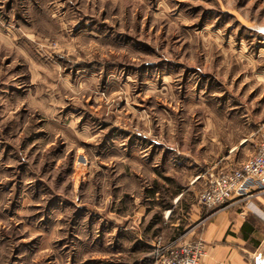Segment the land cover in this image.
<instances>
[{"label":"rangeland","instance_id":"obj_1","mask_svg":"<svg viewBox=\"0 0 264 264\" xmlns=\"http://www.w3.org/2000/svg\"><path fill=\"white\" fill-rule=\"evenodd\" d=\"M259 128L264 0H0V264H155Z\"/></svg>","mask_w":264,"mask_h":264},{"label":"crops","instance_id":"obj_2","mask_svg":"<svg viewBox=\"0 0 264 264\" xmlns=\"http://www.w3.org/2000/svg\"><path fill=\"white\" fill-rule=\"evenodd\" d=\"M257 133L255 148L264 134V129L259 128ZM244 141L246 139H242L240 144ZM200 213L195 212L194 215L197 214L199 221L192 225L196 226L192 231L195 233L192 239H201L204 244V254L200 264H262L264 261L263 194L253 196L245 204L209 211L202 217ZM191 222H194L192 217L189 219V225Z\"/></svg>","mask_w":264,"mask_h":264},{"label":"built area","instance_id":"obj_3","mask_svg":"<svg viewBox=\"0 0 264 264\" xmlns=\"http://www.w3.org/2000/svg\"><path fill=\"white\" fill-rule=\"evenodd\" d=\"M258 194L264 195V134L253 154L238 167L209 173L198 193V203L206 209L221 208L245 204ZM203 246L201 239L165 240L157 236L152 256L155 264H200Z\"/></svg>","mask_w":264,"mask_h":264},{"label":"water","instance_id":"obj_4","mask_svg":"<svg viewBox=\"0 0 264 264\" xmlns=\"http://www.w3.org/2000/svg\"><path fill=\"white\" fill-rule=\"evenodd\" d=\"M262 264H264V261L262 262Z\"/></svg>","mask_w":264,"mask_h":264}]
</instances>
